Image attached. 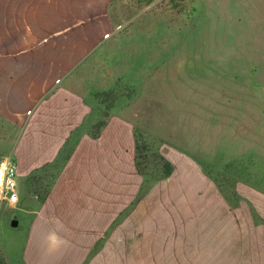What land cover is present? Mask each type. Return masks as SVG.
I'll list each match as a JSON object with an SVG mask.
<instances>
[{"label":"crops","instance_id":"1","mask_svg":"<svg viewBox=\"0 0 264 264\" xmlns=\"http://www.w3.org/2000/svg\"><path fill=\"white\" fill-rule=\"evenodd\" d=\"M115 2L0 0V160L17 164L24 233L19 259L0 241L6 263L264 264V194L234 201L169 141L170 175L139 169L149 106L110 102L131 81Z\"/></svg>","mask_w":264,"mask_h":264},{"label":"rangeland","instance_id":"2","mask_svg":"<svg viewBox=\"0 0 264 264\" xmlns=\"http://www.w3.org/2000/svg\"><path fill=\"white\" fill-rule=\"evenodd\" d=\"M248 5L114 4L121 27L114 37L129 43L125 60L119 58V75L124 78L126 71L131 81H119L110 102L121 108L131 99L137 107L149 106V129L139 131L142 168L156 170L160 144L172 142L234 201L240 191L264 194V10L249 11ZM14 213L1 208L0 241L19 259L24 233H15V242ZM0 264H7L1 252Z\"/></svg>","mask_w":264,"mask_h":264},{"label":"built area","instance_id":"3","mask_svg":"<svg viewBox=\"0 0 264 264\" xmlns=\"http://www.w3.org/2000/svg\"><path fill=\"white\" fill-rule=\"evenodd\" d=\"M109 35H106L108 37ZM0 210L3 207H11L19 200L18 193V169L17 164L11 158L0 160Z\"/></svg>","mask_w":264,"mask_h":264},{"label":"trees","instance_id":"4","mask_svg":"<svg viewBox=\"0 0 264 264\" xmlns=\"http://www.w3.org/2000/svg\"><path fill=\"white\" fill-rule=\"evenodd\" d=\"M142 147L141 146H139L138 147V164H139V169L141 170V172L143 171V169H142V167H141V165H142V163H143V159H144V156H142ZM160 163V166H161V170H162V174L164 175V176H168V175H170L171 174V171H172V167H171V165H170V163L169 162H167V161H165V162H163V161H161V162H159ZM155 179H158L157 177L155 178Z\"/></svg>","mask_w":264,"mask_h":264},{"label":"water","instance_id":"5","mask_svg":"<svg viewBox=\"0 0 264 264\" xmlns=\"http://www.w3.org/2000/svg\"><path fill=\"white\" fill-rule=\"evenodd\" d=\"M16 225H17V223H16V221H14V222H13V226H16Z\"/></svg>","mask_w":264,"mask_h":264},{"label":"clouds","instance_id":"6","mask_svg":"<svg viewBox=\"0 0 264 264\" xmlns=\"http://www.w3.org/2000/svg\"><path fill=\"white\" fill-rule=\"evenodd\" d=\"M50 239H53V238L50 237Z\"/></svg>","mask_w":264,"mask_h":264},{"label":"snow or ice","instance_id":"7","mask_svg":"<svg viewBox=\"0 0 264 264\" xmlns=\"http://www.w3.org/2000/svg\"><path fill=\"white\" fill-rule=\"evenodd\" d=\"M0 175H2V173H0Z\"/></svg>","mask_w":264,"mask_h":264}]
</instances>
